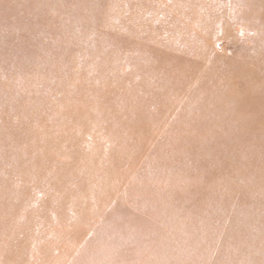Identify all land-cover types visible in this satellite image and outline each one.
<instances>
[{"label": "rangeland", "instance_id": "1", "mask_svg": "<svg viewBox=\"0 0 264 264\" xmlns=\"http://www.w3.org/2000/svg\"><path fill=\"white\" fill-rule=\"evenodd\" d=\"M0 264H264V0H0Z\"/></svg>", "mask_w": 264, "mask_h": 264}, {"label": "bare ground", "instance_id": "2", "mask_svg": "<svg viewBox=\"0 0 264 264\" xmlns=\"http://www.w3.org/2000/svg\"><path fill=\"white\" fill-rule=\"evenodd\" d=\"M23 139L21 138V141H22ZM21 141H19L20 143H21ZM16 146H19L18 144H15ZM15 145H13V146H15ZM20 147V146H19ZM15 148V147H14ZM42 166H44V165H41L40 167H42ZM44 169L42 168V171H43ZM45 173V172H44Z\"/></svg>", "mask_w": 264, "mask_h": 264}]
</instances>
